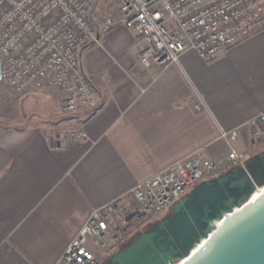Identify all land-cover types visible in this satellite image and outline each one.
Masks as SVG:
<instances>
[{
  "label": "crops",
  "instance_id": "crops-1",
  "mask_svg": "<svg viewBox=\"0 0 264 264\" xmlns=\"http://www.w3.org/2000/svg\"><path fill=\"white\" fill-rule=\"evenodd\" d=\"M104 36L81 56L93 113L54 115L64 94L47 87L0 102V264H55L95 210L185 156H226L224 129L239 128L238 151L254 142L264 27L215 59L187 50L168 67L138 61L145 43L124 25ZM80 129L81 141L51 145Z\"/></svg>",
  "mask_w": 264,
  "mask_h": 264
},
{
  "label": "built area",
  "instance_id": "built-area-1",
  "mask_svg": "<svg viewBox=\"0 0 264 264\" xmlns=\"http://www.w3.org/2000/svg\"><path fill=\"white\" fill-rule=\"evenodd\" d=\"M114 1L96 18L91 10L94 0H0L3 89L25 95L52 88L63 92L61 111L66 116L93 113L100 102L81 56L88 47L102 44L115 26L138 32L145 43L138 61L161 67L179 62L187 50L210 61L264 27V0ZM249 124L253 143L264 144V110ZM239 134L238 127L222 130L219 136L231 148L220 159L196 152L138 183L131 191L133 210L125 199L95 210L55 264H104L122 248L135 219L146 218L152 225L198 185L230 169L245 168L254 154L233 147ZM84 138L81 129L58 135L62 145ZM115 216L124 227L118 226Z\"/></svg>",
  "mask_w": 264,
  "mask_h": 264
},
{
  "label": "water",
  "instance_id": "water-1",
  "mask_svg": "<svg viewBox=\"0 0 264 264\" xmlns=\"http://www.w3.org/2000/svg\"><path fill=\"white\" fill-rule=\"evenodd\" d=\"M262 186L264 154L192 189L104 264H264Z\"/></svg>",
  "mask_w": 264,
  "mask_h": 264
},
{
  "label": "rangeland",
  "instance_id": "rangeland-1",
  "mask_svg": "<svg viewBox=\"0 0 264 264\" xmlns=\"http://www.w3.org/2000/svg\"><path fill=\"white\" fill-rule=\"evenodd\" d=\"M114 5H115L114 0H97L96 7L93 9V14L96 18H100L101 14H103L106 9L112 8ZM46 90H49V89L41 90V92L46 91ZM8 92L9 90L3 89V86L0 85V102L6 100L5 98L3 99V96L5 94H9ZM54 115L62 116L64 115V113L62 111L60 112L57 111L56 113H54ZM53 125H56V124H53ZM249 151L254 154V157L257 155H263L264 154V144L263 143H255V144L253 143L252 146L249 147ZM124 204L128 206L131 210H133L136 207V202L131 195L125 199ZM114 219H116L119 227L125 226V224L122 223L121 219H118L116 216ZM150 226H151V223H149V221L146 218L141 217L140 219H135L131 223L130 227L128 228V231H126L127 232L126 235L128 237L125 238V240L127 239L125 243H127V241L136 237L137 234L141 233V231L148 229ZM125 243H123V245H125Z\"/></svg>",
  "mask_w": 264,
  "mask_h": 264
},
{
  "label": "bare ground",
  "instance_id": "bare-ground-1",
  "mask_svg": "<svg viewBox=\"0 0 264 264\" xmlns=\"http://www.w3.org/2000/svg\"><path fill=\"white\" fill-rule=\"evenodd\" d=\"M263 192H264V186L258 188V189L256 190V192L253 193V194L251 195V200H254L257 196H259V195L262 194ZM179 264H181V263H179Z\"/></svg>",
  "mask_w": 264,
  "mask_h": 264
},
{
  "label": "trees",
  "instance_id": "trees-1",
  "mask_svg": "<svg viewBox=\"0 0 264 264\" xmlns=\"http://www.w3.org/2000/svg\"><path fill=\"white\" fill-rule=\"evenodd\" d=\"M134 238H135V237H134ZM134 238H133V239H134ZM133 239L127 241V243H125V245H123V247L127 246V244H129V242H131ZM123 247H122V248H123Z\"/></svg>",
  "mask_w": 264,
  "mask_h": 264
}]
</instances>
